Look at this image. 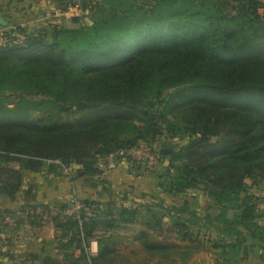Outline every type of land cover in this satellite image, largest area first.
I'll return each mask as SVG.
<instances>
[{"label":"trees","instance_id":"trees-1","mask_svg":"<svg viewBox=\"0 0 264 264\" xmlns=\"http://www.w3.org/2000/svg\"><path fill=\"white\" fill-rule=\"evenodd\" d=\"M89 2L90 26L33 27L23 43L0 47V93L18 108L52 111L35 121L11 112L0 120V195H15L26 172L61 175L77 165L93 178L99 159L178 138L172 152L155 150L165 165L159 188L181 199L198 190L208 203L199 213L188 199L173 207L84 199L75 215L63 214L67 205H23L0 211V230L41 226L47 217L65 264H114L115 250L96 231L131 225L140 227L134 241L142 254L171 264L210 249L215 264L264 253L263 200L252 192L264 185L260 1ZM64 112L77 117L63 120Z\"/></svg>","mask_w":264,"mask_h":264},{"label":"crops","instance_id":"crops-1","mask_svg":"<svg viewBox=\"0 0 264 264\" xmlns=\"http://www.w3.org/2000/svg\"><path fill=\"white\" fill-rule=\"evenodd\" d=\"M60 1L62 2L63 0H0V29L12 25H28L30 29L53 25L57 21L63 20L61 18L63 8L59 6ZM175 140L177 147L179 140ZM156 144L159 149L160 147L167 146L168 142L160 141ZM104 164L107 170L110 169L107 172L109 175L103 171V168L97 166L100 174L93 178L83 176L79 166L71 165L74 170H77L76 175L81 180L79 182L73 181V176L67 173L54 175L26 172L23 176L21 188L15 195L11 197L0 195V199L5 200L4 204L0 203V211L6 209L14 211L13 209H17L23 205H46L48 207L67 205L73 196L72 189L74 184L77 192L76 196L81 200L91 199L102 202H113L117 206L121 205L124 207H136L140 204L156 205L158 203H164L173 207L182 203V200L188 199L192 208L202 213L205 205L208 203V199L198 190L188 192L187 197H185L186 199L174 198L164 194L159 188L161 176L165 171L164 164L151 174L137 173L128 160L112 162L105 158ZM13 167L15 169L18 168L17 165ZM102 176L105 177L103 178ZM262 219H264V216L260 220ZM258 223L262 225L260 221ZM102 229L99 228L96 231V235L101 242L107 241L108 246L115 250L116 259L114 264L150 263L149 260L153 257L145 254L142 255L141 260L136 262L131 261L130 255L133 253L128 252L124 254L121 248V246L126 244L127 246L132 244L135 247L134 250H140L138 243L134 241V235L140 230V227L137 225L119 227L106 233ZM40 230H42L41 226L26 223V225H20L17 230L8 233L6 237L8 242L0 241V253L4 255L1 263L65 264L62 254L57 253L53 228L50 226L46 234H41ZM123 233H130L131 239L129 242L123 241L121 238V234ZM207 251L209 252V250H205L195 253L185 263L175 258V264H188L199 254ZM74 256L78 257L79 252L76 251ZM154 257L168 260L160 256ZM255 263L264 264V253L252 250L243 262V264Z\"/></svg>","mask_w":264,"mask_h":264},{"label":"rangeland","instance_id":"rangeland-1","mask_svg":"<svg viewBox=\"0 0 264 264\" xmlns=\"http://www.w3.org/2000/svg\"><path fill=\"white\" fill-rule=\"evenodd\" d=\"M89 1L90 0H88V2H86V4H85V7H83L82 16L79 17V18H74V19H79V21L77 23H75L72 19H65L64 17H61V18H64V19L61 20V21H57L53 25H60L61 27L66 28V29H78V28H80V27H82L84 25L85 26H90L92 24V22H93L92 19H91V15L89 14L88 10H87L88 12L84 10L85 8L87 9L89 7V5H90ZM98 1L100 2L102 0H98ZM60 3H61V1H60ZM261 15H264L263 12H261ZM15 99L16 98H14L12 96H8L7 93L6 94L5 93H0V120L3 121V120H5V118H8L10 116L9 112L16 114L17 117H19V114H21L22 117L26 121H28V120L35 121V120L41 119V118H43V117H45L47 115H50L51 112H52V111L44 109V108L35 109L32 106H30V107L28 106V107H25V108H18L17 105H16L17 100H15ZM9 101L10 102L13 101V103H10ZM75 117H77V116H75V113L69 114V112H64V113L61 114V118L63 120L72 119V118H75ZM176 139H178V138H176ZM178 140H180V139H178ZM175 141H176L175 139H172V140L168 139L167 140L168 146H166V147L176 148ZM151 148L154 149V150H157L158 146H157V144H155V145L153 144V145H151ZM107 159L112 161V162L113 161H117V160L118 161L128 160L132 164V167L135 166V168H133V169L137 173H144V174L154 173L159 168V166H161V164H159L157 167L156 166L150 167V168L144 167L142 164H140L138 162L136 163L135 161H133L132 159H130L128 157L110 156ZM104 165H105L104 164V159H99L97 166L99 168H103V171L107 175H109V173H107V172L110 169L107 170V168H105ZM72 167L73 166H71L68 169H64L63 170V174L67 173V174L73 176V181L75 180V182L81 181L80 178L77 177L78 175H76L77 174L76 173L77 170H74ZM102 177L104 178L105 176H102ZM72 192H73V196H72L70 202L67 204V210L74 208V206H75V204L77 202L81 203V201H80L81 199L76 196L77 192H76L75 184H74V187L72 189ZM252 192L254 194H256L258 197L262 198L261 200H263V202H264V185L260 189H257V190L253 189ZM4 201L5 200H3L2 198L0 199V203L1 204H4ZM196 201H198V200H196ZM263 202L258 204V208H259V210L264 212V203ZM17 209H19V208H17ZM17 209L15 208L13 210L16 211ZM39 212H40V210L38 211V213ZM53 213H55L54 210H53ZM15 215L18 216V217H23L24 218V216H22L20 214H15ZM48 220L49 219L47 217H43V223L41 224V229L42 230H40L41 234H46L47 229H49L50 226L52 227V224ZM259 221L261 222L262 225H264V219L259 220ZM26 223L27 222L25 221V224H23V225H26ZM2 233L4 235H8V233L7 234L5 232H2ZM211 237H212V239H214L215 235L212 234ZM121 238L123 239V241L129 242V240L131 239L130 233L121 234ZM92 243H93V241L91 242V246H90L89 252L91 253V255H95L97 253V251H98L97 243L95 242L96 243L95 251L93 250L94 244L92 245ZM130 243H132V242H130ZM121 248H122L124 254H127L128 252H132L133 253V254L130 255L131 256L130 260L133 261V262L141 260L142 259V255H144V254H142V252L140 250H138V249L134 250L135 247L132 244H130V246H127V244H126L124 246H121ZM213 253L214 252L211 249L209 250V252L208 251L207 252H203V253L199 254L195 259H193L191 262H189L188 264H215L214 263ZM149 262H150L149 264H170L169 260H162L159 257H153L152 259L149 260ZM179 264H182V263H179Z\"/></svg>","mask_w":264,"mask_h":264},{"label":"built area","instance_id":"built-area-1","mask_svg":"<svg viewBox=\"0 0 264 264\" xmlns=\"http://www.w3.org/2000/svg\"><path fill=\"white\" fill-rule=\"evenodd\" d=\"M87 0H63L65 2V7H63V11H61V17L65 19H73L79 18L83 14V4ZM261 3V7L259 8V14L261 17L264 18V15H261V12L264 14V0H259ZM63 18V19H64ZM29 26L28 25H12L9 27L1 28L0 29V47H12L23 43L26 39V36L29 33ZM151 145L141 142L136 147H133L127 151H119L111 156L117 157H128L135 161L136 163L142 164L144 167H154L160 164V158L154 149H150ZM154 150V151H153ZM83 208L81 203H76L74 208L65 210L63 214L65 215H75L79 210ZM88 215H90V211L88 209H84ZM39 211V210H38ZM37 211V212H38ZM20 214L21 213H16ZM15 218L13 217H6L4 223L12 226L14 225ZM0 230V241H4L7 235H4ZM6 233V232H5ZM93 250L95 251V241H93L92 245ZM93 251V252H94Z\"/></svg>","mask_w":264,"mask_h":264},{"label":"water","instance_id":"water-1","mask_svg":"<svg viewBox=\"0 0 264 264\" xmlns=\"http://www.w3.org/2000/svg\"><path fill=\"white\" fill-rule=\"evenodd\" d=\"M59 6L62 7V8L65 7V2H61ZM172 151H173L172 147H163V148L160 149V153L161 154L169 153V152H172Z\"/></svg>","mask_w":264,"mask_h":264}]
</instances>
